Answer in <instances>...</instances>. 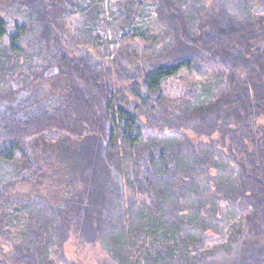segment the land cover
Returning <instances> with one entry per match:
<instances>
[{
  "label": "trees",
  "instance_id": "obj_1",
  "mask_svg": "<svg viewBox=\"0 0 264 264\" xmlns=\"http://www.w3.org/2000/svg\"><path fill=\"white\" fill-rule=\"evenodd\" d=\"M99 2L0 0V163L17 159L13 176L35 180L29 141L93 148L74 172L78 190L53 204L10 194L0 178V264H54L51 253L79 264L68 244L99 245L108 264L141 254L144 264H264V0H149L161 47L132 55L129 37L107 60L63 21ZM183 71L213 79L202 100L163 97L161 83ZM44 84L58 95L40 98ZM121 174L146 194L138 207ZM220 202L239 224L204 250Z\"/></svg>",
  "mask_w": 264,
  "mask_h": 264
},
{
  "label": "rangeland",
  "instance_id": "obj_2",
  "mask_svg": "<svg viewBox=\"0 0 264 264\" xmlns=\"http://www.w3.org/2000/svg\"><path fill=\"white\" fill-rule=\"evenodd\" d=\"M209 1L206 0L207 5ZM248 3L250 2L248 1ZM92 6L94 12L91 16L77 11L63 19L66 23L67 37H71L72 41L78 40L84 45L100 49L105 60L112 59L105 56L107 50L114 56L128 43L129 37L133 39L129 48L132 55L135 53L140 56L142 53H146L150 44L154 49L149 50L147 54H151L161 47L160 32L155 24L154 7L149 3V0H101ZM31 38H33L32 35L27 37L26 41H30ZM22 46L28 50L27 46ZM90 46L88 48L94 50ZM19 58L20 63L26 64L24 55ZM16 80L18 79L16 78ZM16 80H12L9 85L15 87ZM211 81L213 79L210 80L205 76L183 71L178 76L161 83V89L163 97L168 100L183 99L194 102L203 99L205 88L212 83ZM5 88L6 85H3L0 78V90ZM39 88H41L38 95L40 98L47 99V96L58 95L55 85L44 84ZM61 139V137H57V141L65 142L63 141L64 138ZM29 148L36 161L39 162V177L37 179H29L24 175L21 177L13 176L19 166L17 159L7 164L0 163V178L6 180L4 185L10 194L19 197L35 195L41 197L47 204H53L56 193H59L60 197L59 195L57 197L61 198L68 194H74L75 190H78V181L73 179L74 172L80 170L82 164L88 162L84 158L85 155L89 156V152H93V148L87 141L82 143L69 141L46 145L37 139L29 141ZM128 171L125 178L131 181L133 172ZM218 172L219 178L226 179L228 177V169L224 165L219 166ZM117 176L120 183L125 187V193L132 204L131 206L138 207L140 201L147 198L146 194L142 192L133 194L130 189L126 188L125 178L122 174ZM70 181L75 183L74 187L65 186L67 185L65 182ZM57 185H60L59 190L56 188ZM218 207L216 216L207 220L208 226L204 235H209L212 241L204 245V250L226 243L232 226L239 224L236 217H231L225 202H220ZM181 212L187 215L190 211L184 209ZM64 254L68 259H74L79 264H108L104 261V255L99 245L75 249V245L68 244L64 249ZM143 259L144 256L141 254L134 259L133 264H144ZM48 260L54 261V264H63L53 253L50 254Z\"/></svg>",
  "mask_w": 264,
  "mask_h": 264
}]
</instances>
